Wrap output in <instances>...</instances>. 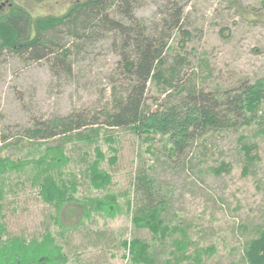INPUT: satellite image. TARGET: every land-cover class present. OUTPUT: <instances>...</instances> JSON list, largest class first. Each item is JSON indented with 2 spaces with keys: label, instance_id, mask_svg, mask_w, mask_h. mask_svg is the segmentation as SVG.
<instances>
[{
  "label": "rangeland",
  "instance_id": "1",
  "mask_svg": "<svg viewBox=\"0 0 264 264\" xmlns=\"http://www.w3.org/2000/svg\"><path fill=\"white\" fill-rule=\"evenodd\" d=\"M66 1L46 0L28 8L33 13L59 14ZM166 1L133 0V13L151 25L161 17ZM171 1L182 6L180 26L170 30L163 52L166 65L177 66L175 85L150 80L145 98L151 107L174 96L180 85L221 96L241 81H264V0ZM112 10L109 13L115 14ZM57 30L60 43L70 48L69 71L53 72L45 59L27 60L8 50L0 54V143H13L1 154L13 158L36 154L31 144L35 138L29 137L27 129L38 122L81 112L86 121L93 115L100 124L101 111L111 106L113 94L126 90V75L109 45L110 32L80 37L65 32L64 25L47 33L55 35ZM240 121L209 128L175 153L168 151L161 136L147 150L148 142L130 129L105 124L94 143L67 140L69 158L62 169L65 178L76 179V196L94 197L109 190L118 195L120 210L114 216L87 214L79 203L68 202L58 212V223L55 207L41 198L28 173L10 171L1 200L2 238L19 235L29 240L49 231L67 256L65 264H137L124 244L134 237L150 242L153 264H248L245 241L264 228V100L249 123ZM107 134L114 136L117 157L114 162L106 158L101 162L111 183L96 189L89 184L85 165L95 143L106 157L112 154L104 138ZM48 141L54 143L57 137ZM250 142L256 144L252 151L256 156L248 161L242 144ZM223 161L230 164L229 170H211ZM143 168L155 179L153 195L166 201L165 220L171 227L163 239L131 220L129 208L143 200L134 179ZM183 234L190 242L185 250L188 256L175 261L173 240Z\"/></svg>",
  "mask_w": 264,
  "mask_h": 264
},
{
  "label": "trees",
  "instance_id": "2",
  "mask_svg": "<svg viewBox=\"0 0 264 264\" xmlns=\"http://www.w3.org/2000/svg\"><path fill=\"white\" fill-rule=\"evenodd\" d=\"M133 6V0H75L60 14L32 17L26 9L17 7L9 19L0 21V54L8 50L27 60L45 59L53 72L70 70V48L60 43V31L53 35L47 33L48 29L66 25L65 32H71L68 34L89 38L108 31L111 33L109 45L118 56L117 65L127 78L126 90L113 94L111 106L101 111L100 124H96L98 117L92 115L86 121L83 113L71 112L35 123L27 129L29 137L35 138L31 144L37 150L36 154L13 158L0 153V264H65L67 261L62 246L56 243L49 231L40 238L29 240L19 235L2 238L1 200L8 172L28 173L31 184L37 187L41 198L55 207V220L58 223V212L68 202L79 203L87 214L95 211L114 216L120 210L116 193L106 190L94 197L80 198L76 196V179L64 177L62 167L69 158L65 152L67 140L94 143L105 124L130 129L141 136L143 142H148L145 146L147 150L151 148L150 142L161 136L168 151L175 153L183 151L196 135L207 129L234 125L240 121L239 118L242 119L241 124L249 123L259 111L264 100L262 78L253 82L241 81L236 87L226 89L221 96L203 88L180 85L174 96L168 95L151 107L145 98L150 80L163 83V86L175 85L177 66L175 63L166 65L163 52L168 46L170 30L180 26L182 6L167 0L160 10L161 17L151 25L134 15ZM110 8L115 14L109 13ZM183 32L187 33L185 30ZM75 45L78 50L80 44ZM86 123L91 125L84 129L82 126ZM55 136L56 142L48 141ZM104 138L112 154L106 157L100 145L95 143L91 158L85 165L89 184L96 189H106L111 183V175L101 167V162L105 158L108 162H114L117 157V148L112 145L114 136L107 134ZM12 144L1 142L0 150ZM242 149L248 161L255 158L256 155L252 154L256 149L255 143H243ZM229 167L230 164L223 161L212 166L211 170L219 173L229 170ZM141 170L134 179L136 188L141 189L143 200L129 208L131 220L136 227L148 228L152 236L163 239L170 233L171 227L165 220L166 201L153 195L155 179L146 169ZM127 204L129 207V200ZM176 226L172 225L174 228ZM173 242L176 244V252L172 251L175 261L188 256L185 251L190 243L187 235L183 234ZM124 244L131 261L137 264L155 262L149 241L134 237L125 240ZM243 252L248 264H264V228H258L255 235L245 241ZM197 260H200V255Z\"/></svg>",
  "mask_w": 264,
  "mask_h": 264
},
{
  "label": "flooded vegetation",
  "instance_id": "3",
  "mask_svg": "<svg viewBox=\"0 0 264 264\" xmlns=\"http://www.w3.org/2000/svg\"><path fill=\"white\" fill-rule=\"evenodd\" d=\"M44 1H46V0H0V21L9 19L13 14L12 12H14L17 9V7H23L24 9L27 10L29 16H32V17L46 16L49 14H54L52 12H47V11H40V12L33 13L28 8L30 3H36V4L40 5ZM74 1L75 0L66 1L65 5L62 8L60 13H63L71 4L74 3Z\"/></svg>",
  "mask_w": 264,
  "mask_h": 264
}]
</instances>
